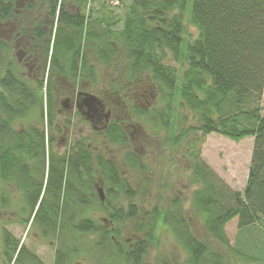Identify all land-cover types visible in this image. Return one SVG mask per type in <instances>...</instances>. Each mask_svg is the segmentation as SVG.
Returning <instances> with one entry per match:
<instances>
[{"label":"trees","instance_id":"1","mask_svg":"<svg viewBox=\"0 0 264 264\" xmlns=\"http://www.w3.org/2000/svg\"><path fill=\"white\" fill-rule=\"evenodd\" d=\"M39 1L50 18L47 29H41L43 21L31 25L32 48L44 62L40 79L25 77L22 56L17 58V40L26 30L18 27L14 39L0 38V182L15 185L22 194L25 224L59 242L54 264H69L70 255L81 251L74 240L84 234L98 235V254L109 258L113 250L114 258L121 257L125 264H144L159 224L171 228L186 250L188 257L181 264H230L234 259L264 264V245L252 233L255 229L264 234V0H131L122 20L106 0H98L95 9L88 7L95 0ZM33 3L18 7L14 0H0V21L30 25L27 13ZM185 12L197 31L193 39L186 37ZM109 68L118 76L102 88L97 76ZM56 76L71 91L95 88L105 102L122 89L132 92L135 88L129 90V85L142 80L160 91L163 108L144 111L134 104L135 118L161 124L167 131L174 127L171 145L184 142L190 180L196 186L191 207L219 248L212 249L190 231L178 196L140 220L135 207L113 206V192L129 198L135 192L113 160L94 152L88 137L75 138L63 154L52 149L53 138L45 136L44 126L60 131V110L52 93ZM186 113L194 123L178 125V120L186 121ZM210 133L236 141L253 137L242 192L230 189L201 158L204 137ZM102 134L111 144L129 142L121 120L110 121ZM124 161L132 169H146L136 152L126 151ZM95 181L104 185L107 197L102 202ZM0 202L2 207L8 204L2 195ZM95 208L107 214L111 228L86 214ZM233 218L239 234L231 245L225 226ZM127 221L133 222L136 235L129 242L120 240L118 230ZM3 234L6 261L41 264L32 251L18 249L19 243Z\"/></svg>","mask_w":264,"mask_h":264},{"label":"rangeland","instance_id":"2","mask_svg":"<svg viewBox=\"0 0 264 264\" xmlns=\"http://www.w3.org/2000/svg\"><path fill=\"white\" fill-rule=\"evenodd\" d=\"M14 1L18 7H24L29 1L34 2L33 7L27 13L30 25H21L16 20L0 21V38L3 40L14 39V33L18 27H23L26 30L25 37L17 40L20 48L17 58L22 56L21 66H23L24 76L31 81H36L42 77L44 62L32 48V39L30 38L31 25L43 21L41 22V29H47L50 18L46 15L43 9L44 6L39 0ZM106 1L120 20L125 16L127 7L131 2V0ZM98 5V0H95L91 1L88 7L95 9ZM66 8L71 10L72 5L66 4ZM121 25L122 23L119 22L116 29L120 28ZM183 25L188 35H186L187 38L193 39L197 36L196 29L189 22L187 12L183 15ZM26 51H28V54ZM167 63L178 68L177 63L172 60H168ZM103 72L100 70L97 76L99 86L108 88V82L114 80L118 73H113L110 68L107 74ZM48 77H50V71L47 72V79ZM52 83L54 86L52 88L53 101L60 110L57 120L60 131L58 133L55 128L47 125L44 126V134L53 138L52 149L54 151L63 154L75 138L88 137L94 152L100 151L113 160L121 176L135 192L132 198L117 191L113 192L115 194L110 198L113 206L122 207L123 209H127L130 206L135 207L138 214L137 218L140 220L144 214H150L155 206L158 209L166 207L173 197L178 196L190 231L197 238L208 243L212 249L219 248V245L207 235L201 218L191 207V193L196 186L190 180V160L187 158L184 142L181 141L177 146L171 145L168 138L176 132L174 127L171 128L172 130L167 131L161 124L153 126L150 120L135 118L134 104L141 106L144 111L152 108L155 110L163 108L161 94L156 87L147 80H142L138 84L129 85V90L135 88L132 92L127 91V88L122 89L120 93H113L105 102L98 96L96 89L93 87L89 86L84 89L81 86L76 91H71L66 89L67 85L64 79L59 76H56ZM83 91L96 95L103 105L100 116H95L92 121L77 112L75 107V101L82 98L79 92ZM111 92L115 91L110 89ZM78 93L80 95H77ZM66 97H69V107L63 108L61 102ZM261 112L264 113V87L261 99ZM186 115V121L178 120V125L184 123L183 125L187 126L194 123L191 114L186 113ZM65 119L69 123H66ZM113 120L122 121L125 131L129 134L127 145L111 144L104 140L102 129ZM37 127L40 129L39 123H37ZM252 145L253 137L251 136L236 141L216 133H210L204 137V143L201 146V158L230 189L242 192L247 180ZM126 151L138 153L146 169L138 171L130 168L124 161V153ZM26 163L33 168L32 162L27 160ZM98 182L96 183L95 181L96 189L98 187L102 188L103 200H99L102 202L107 197V194L104 185ZM0 195L6 198L8 203L6 207H2L0 202V254L4 238L3 233L7 232L11 239L32 251L41 264H54L55 250L59 247V242L51 237L41 236L35 226H31L29 223L25 224L24 219L28 216V213L22 210L23 198L20 191L15 185L0 182ZM86 214L93 218L94 221L111 228V222L107 214L102 213L97 208L88 210ZM132 225V221H127L118 227L121 241L124 239L127 242L134 240L136 235H133ZM225 232L231 245L235 244L239 234L237 232V218H233L226 224ZM252 233L258 235L259 245H264V234L255 229H253ZM95 236L84 234L74 240L81 251L70 255L69 264H115V261L118 264H125L121 257L114 258L113 250H110L112 251L110 255L113 256L109 258H107L108 255L106 254H98L99 249H95L94 246ZM96 238L98 239V235ZM187 257L186 250L177 241L172 229L167 225L159 224L157 239L149 244L144 264H181ZM2 258L3 256H0V264H12L9 261L2 260ZM230 264L254 263L234 259L230 261Z\"/></svg>","mask_w":264,"mask_h":264},{"label":"water","instance_id":"3","mask_svg":"<svg viewBox=\"0 0 264 264\" xmlns=\"http://www.w3.org/2000/svg\"><path fill=\"white\" fill-rule=\"evenodd\" d=\"M82 95L81 102H79L77 105L79 107H85L87 111V115H89L87 118L89 120H92L94 115H96L100 110L103 109V105L99 98L91 93H80ZM68 98H64L63 102H61V105L63 108H68ZM98 194L100 196V199L103 200V195H102V188L98 187L97 188Z\"/></svg>","mask_w":264,"mask_h":264},{"label":"flooded vegetation","instance_id":"4","mask_svg":"<svg viewBox=\"0 0 264 264\" xmlns=\"http://www.w3.org/2000/svg\"><path fill=\"white\" fill-rule=\"evenodd\" d=\"M17 4V3H16ZM80 93V92H79ZM77 94V95H80V94ZM76 95V94H75ZM66 98H68L69 99V97H66ZM82 99V98H81ZM81 99L80 100H76L75 101V107H76V110H77V112H79L80 114H82V115H84L86 118L89 116V115H87V111H86V108L85 107H79L77 104L79 103V102H81ZM69 102V101H68ZM68 107H69V105H68ZM103 110V109H102ZM102 110H100L96 115H94V117H93V119L95 118V116H100V113H101V111ZM92 119V120H93ZM91 120V121H92ZM105 127V126H104ZM103 127V128H104ZM5 229V228H4ZM3 230V229H2ZM0 256H3V258H2V260L4 259V260H6L5 259V255H4V252H3V244H2V250H1V254H0Z\"/></svg>","mask_w":264,"mask_h":264}]
</instances>
